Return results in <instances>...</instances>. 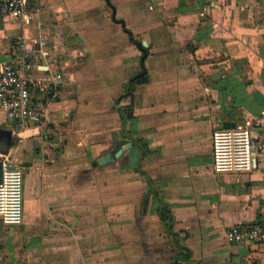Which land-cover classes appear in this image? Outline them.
Returning a JSON list of instances; mask_svg holds the SVG:
<instances>
[{"label": "crops", "instance_id": "obj_1", "mask_svg": "<svg viewBox=\"0 0 264 264\" xmlns=\"http://www.w3.org/2000/svg\"><path fill=\"white\" fill-rule=\"evenodd\" d=\"M30 4V23L0 16V62L18 35L45 37L28 71L63 76L39 124L18 133L0 110V156L25 169L0 264H264V243L227 237L264 225V148L252 171L216 172L212 147L264 114V0ZM252 133L264 143V125Z\"/></svg>", "mask_w": 264, "mask_h": 264}, {"label": "built area", "instance_id": "obj_2", "mask_svg": "<svg viewBox=\"0 0 264 264\" xmlns=\"http://www.w3.org/2000/svg\"><path fill=\"white\" fill-rule=\"evenodd\" d=\"M40 6L30 0H0V16L30 23ZM1 41V36H0ZM45 37L36 39L25 33L14 39L17 57L0 62V110L12 122L15 131L37 125L47 116L48 107L59 91L62 74L52 72L48 81L29 73L35 62L46 55ZM254 125H264V114L246 118L230 128H217L212 135L213 168L216 172H249L264 143L252 133ZM3 178L0 182V223L19 225L25 214V169L9 155L1 154ZM230 241L264 243V225L233 226L227 234Z\"/></svg>", "mask_w": 264, "mask_h": 264}, {"label": "water", "instance_id": "obj_3", "mask_svg": "<svg viewBox=\"0 0 264 264\" xmlns=\"http://www.w3.org/2000/svg\"><path fill=\"white\" fill-rule=\"evenodd\" d=\"M110 1V0H108ZM113 18L118 21V22H122L124 23V21L122 19H117L116 18V10L113 6ZM140 45H142L140 42H139ZM147 56V51L146 53L144 54V57H143V60L144 58ZM230 127H233L232 126V123H230L228 121V123H225L224 124V128H230ZM8 129H10V127H8ZM124 135V134H123ZM129 142L126 140V139H122L120 141H118L113 149L110 151V153H107L106 155H104L103 157L99 158L97 161H95V164H103L105 162H108V161H111L116 155H118L119 153L122 152V150L126 147V144H128ZM2 178H3V160L0 159V182L2 181Z\"/></svg>", "mask_w": 264, "mask_h": 264}, {"label": "trees", "instance_id": "obj_4", "mask_svg": "<svg viewBox=\"0 0 264 264\" xmlns=\"http://www.w3.org/2000/svg\"><path fill=\"white\" fill-rule=\"evenodd\" d=\"M164 218H168L170 221H168V229L171 231L173 229V219H172V216L171 214L169 213V209L168 208H165L164 210Z\"/></svg>", "mask_w": 264, "mask_h": 264}]
</instances>
